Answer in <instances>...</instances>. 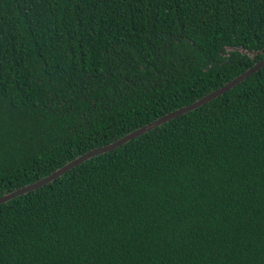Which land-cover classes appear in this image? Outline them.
Returning a JSON list of instances; mask_svg holds the SVG:
<instances>
[{"label": "trees", "instance_id": "obj_1", "mask_svg": "<svg viewBox=\"0 0 264 264\" xmlns=\"http://www.w3.org/2000/svg\"><path fill=\"white\" fill-rule=\"evenodd\" d=\"M263 58L264 0H0V197ZM0 264H264V67L0 204Z\"/></svg>", "mask_w": 264, "mask_h": 264}, {"label": "water", "instance_id": "obj_2", "mask_svg": "<svg viewBox=\"0 0 264 264\" xmlns=\"http://www.w3.org/2000/svg\"><path fill=\"white\" fill-rule=\"evenodd\" d=\"M225 51L226 52H233V51L238 52L242 55H247L250 58H252L254 55L257 54V52L246 50L243 47H225ZM263 67H264V58L261 61L255 63L251 68L247 69L244 73L235 77L232 81L226 83L225 85H223L222 87L218 88L217 90L209 93L208 95L203 96L202 98L198 99L194 103H192L188 106H185L181 109H177V110H175L169 114H166V115L156 119L155 121H153V122H151V123H149L143 127L136 129L135 131L125 135L124 137L116 140L115 142H113L111 144L90 150L89 152L83 154L82 156H80V157L74 159L73 161L65 164L63 167L57 169L54 173L48 175L44 179H41V180L31 184V185H27L24 188L18 189L16 191H13L11 193H8V194L1 196L0 197V204L6 203V202L14 199L15 197H19V196L27 194L31 191H34V190L52 182L53 180L57 179L58 177L62 176L63 174L70 171L71 169H73L77 165H80L83 162H85V161H87V160H89V159H91L97 155L108 153V152L120 147L121 145H124L127 142H129V141H131V140L155 129L156 127H159V126L167 123L168 121H170V120H172L178 116L184 115L188 112H191V111L201 107L202 105L216 99L217 97H219V96L225 94L226 92H228L229 90L233 89L235 86H237L241 82L245 81L248 77H250L251 75H253L254 73H256L258 70H260Z\"/></svg>", "mask_w": 264, "mask_h": 264}]
</instances>
